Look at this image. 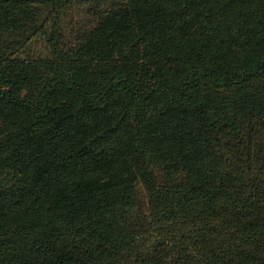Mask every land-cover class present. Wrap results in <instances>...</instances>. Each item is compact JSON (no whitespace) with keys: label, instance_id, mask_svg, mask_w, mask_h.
<instances>
[{"label":"trees","instance_id":"1","mask_svg":"<svg viewBox=\"0 0 264 264\" xmlns=\"http://www.w3.org/2000/svg\"><path fill=\"white\" fill-rule=\"evenodd\" d=\"M72 2L0 0V264H264V0Z\"/></svg>","mask_w":264,"mask_h":264},{"label":"rangeland","instance_id":"2","mask_svg":"<svg viewBox=\"0 0 264 264\" xmlns=\"http://www.w3.org/2000/svg\"><path fill=\"white\" fill-rule=\"evenodd\" d=\"M126 0H73L63 16V34L66 44H77V38L93 29L105 12L118 9ZM18 56L44 59L50 56L48 44L40 36L32 37L19 49Z\"/></svg>","mask_w":264,"mask_h":264}]
</instances>
